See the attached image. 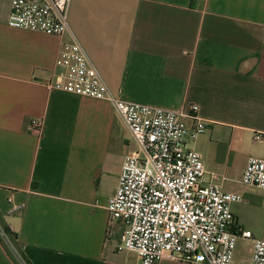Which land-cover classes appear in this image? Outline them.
Masks as SVG:
<instances>
[{
    "label": "crops",
    "instance_id": "crops-1",
    "mask_svg": "<svg viewBox=\"0 0 264 264\" xmlns=\"http://www.w3.org/2000/svg\"><path fill=\"white\" fill-rule=\"evenodd\" d=\"M0 0V213L31 264H140L107 236L106 201L135 142L108 99L49 89L62 41L72 35L110 94L182 111L198 106L193 143L219 150L235 230L264 239V190L240 182L249 156L264 158V0H71L62 37L10 27ZM37 119L42 129L30 128ZM187 124L193 123L186 119ZM232 170V171H231ZM0 264H13L0 243ZM155 264H198L162 259ZM202 264V263H200Z\"/></svg>",
    "mask_w": 264,
    "mask_h": 264
},
{
    "label": "built area",
    "instance_id": "built-area-1",
    "mask_svg": "<svg viewBox=\"0 0 264 264\" xmlns=\"http://www.w3.org/2000/svg\"><path fill=\"white\" fill-rule=\"evenodd\" d=\"M70 2L11 0L7 24L62 37L69 31ZM55 65L61 71L47 81L49 89L110 100L135 142L122 161L116 190L105 205L107 236L113 223L123 226L117 249L135 252L140 264L162 259L233 264L237 239L252 238V233L235 230L231 207L242 195L224 190L222 176H209L193 146L206 127L198 106L173 111L112 96L73 35L61 42ZM187 118L192 119L191 125ZM29 126L37 132L42 129L37 119ZM262 140L261 134L253 136L254 142ZM240 182L264 190V158L249 156ZM250 260L251 264H264V239L253 238Z\"/></svg>",
    "mask_w": 264,
    "mask_h": 264
},
{
    "label": "trees",
    "instance_id": "trees-1",
    "mask_svg": "<svg viewBox=\"0 0 264 264\" xmlns=\"http://www.w3.org/2000/svg\"><path fill=\"white\" fill-rule=\"evenodd\" d=\"M7 239H5V238ZM0 243L13 264H31L22 251L18 235L12 231L0 213Z\"/></svg>",
    "mask_w": 264,
    "mask_h": 264
},
{
    "label": "rangeland",
    "instance_id": "rangeland-1",
    "mask_svg": "<svg viewBox=\"0 0 264 264\" xmlns=\"http://www.w3.org/2000/svg\"><path fill=\"white\" fill-rule=\"evenodd\" d=\"M200 150L203 154V162L210 172L225 175V176L231 175L229 172L224 171L223 166L220 167V165H216V164L221 163V158L219 154L220 152L218 150V146L217 148L215 147L213 150L211 149L210 151H207V150L205 151L203 149H200ZM248 247H249V243L247 242V240L243 238L237 239L235 250L238 251L241 256H244L247 254ZM241 264H249V262L244 260V262H242Z\"/></svg>",
    "mask_w": 264,
    "mask_h": 264
}]
</instances>
